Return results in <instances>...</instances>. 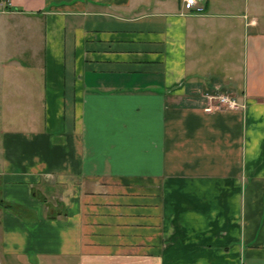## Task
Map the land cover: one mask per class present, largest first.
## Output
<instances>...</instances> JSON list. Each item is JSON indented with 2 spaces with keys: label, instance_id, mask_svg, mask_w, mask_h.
I'll return each mask as SVG.
<instances>
[{
  "label": "crops",
  "instance_id": "0c3cea01",
  "mask_svg": "<svg viewBox=\"0 0 264 264\" xmlns=\"http://www.w3.org/2000/svg\"><path fill=\"white\" fill-rule=\"evenodd\" d=\"M200 5L0 0V107L41 108L1 134L0 264H264V0Z\"/></svg>",
  "mask_w": 264,
  "mask_h": 264
},
{
  "label": "rangeland",
  "instance_id": "374dc122",
  "mask_svg": "<svg viewBox=\"0 0 264 264\" xmlns=\"http://www.w3.org/2000/svg\"><path fill=\"white\" fill-rule=\"evenodd\" d=\"M30 69L29 67H27ZM23 80L31 86H35L37 84V80L39 79V74H35L33 76V80L29 81L30 75L32 74H22ZM11 76H3V83H7L10 81ZM7 79V80H6ZM12 102V101H10ZM41 112V108H17V107H0V142H1V134L4 131L12 130V129H29V122L36 121L38 117V113ZM33 119V120H31ZM38 119V118H37ZM36 123V122H35ZM1 158V155H0Z\"/></svg>",
  "mask_w": 264,
  "mask_h": 264
},
{
  "label": "built area",
  "instance_id": "2783aa9c",
  "mask_svg": "<svg viewBox=\"0 0 264 264\" xmlns=\"http://www.w3.org/2000/svg\"><path fill=\"white\" fill-rule=\"evenodd\" d=\"M181 7L188 11V10H195L200 11L202 6L200 5V0H180ZM238 104L235 102L233 98H229L225 95H219L217 97V103L212 107L220 108V107H227V108H235Z\"/></svg>",
  "mask_w": 264,
  "mask_h": 264
}]
</instances>
